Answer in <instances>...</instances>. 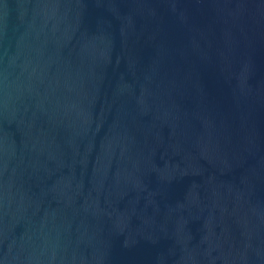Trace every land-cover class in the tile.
<instances>
[{
	"label": "water",
	"instance_id": "obj_1",
	"mask_svg": "<svg viewBox=\"0 0 264 264\" xmlns=\"http://www.w3.org/2000/svg\"><path fill=\"white\" fill-rule=\"evenodd\" d=\"M0 264H264V0H0Z\"/></svg>",
	"mask_w": 264,
	"mask_h": 264
}]
</instances>
